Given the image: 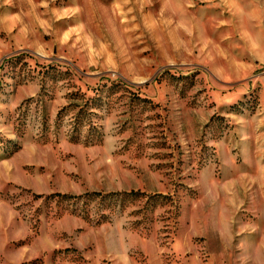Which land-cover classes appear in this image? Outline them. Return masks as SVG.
Wrapping results in <instances>:
<instances>
[{"label": "rangeland", "instance_id": "374dc122", "mask_svg": "<svg viewBox=\"0 0 264 264\" xmlns=\"http://www.w3.org/2000/svg\"><path fill=\"white\" fill-rule=\"evenodd\" d=\"M0 264H264V0H0Z\"/></svg>", "mask_w": 264, "mask_h": 264}, {"label": "trees", "instance_id": "16d2710c", "mask_svg": "<svg viewBox=\"0 0 264 264\" xmlns=\"http://www.w3.org/2000/svg\"><path fill=\"white\" fill-rule=\"evenodd\" d=\"M6 59H7V58H6ZM6 59H5V60H6Z\"/></svg>", "mask_w": 264, "mask_h": 264}]
</instances>
